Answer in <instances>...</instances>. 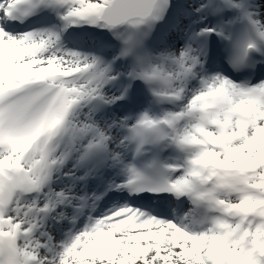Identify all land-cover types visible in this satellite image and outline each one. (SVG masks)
<instances>
[{"label": "snow or ice", "instance_id": "obj_1", "mask_svg": "<svg viewBox=\"0 0 264 264\" xmlns=\"http://www.w3.org/2000/svg\"><path fill=\"white\" fill-rule=\"evenodd\" d=\"M0 264H264V0H0Z\"/></svg>", "mask_w": 264, "mask_h": 264}]
</instances>
